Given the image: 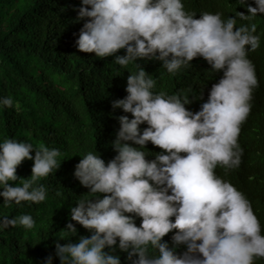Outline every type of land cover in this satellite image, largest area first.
Masks as SVG:
<instances>
[{
  "label": "clouds",
  "instance_id": "9594fccd",
  "mask_svg": "<svg viewBox=\"0 0 264 264\" xmlns=\"http://www.w3.org/2000/svg\"><path fill=\"white\" fill-rule=\"evenodd\" d=\"M254 5L244 4L247 14L237 15L251 20L264 14V0ZM76 10V19L84 21L76 48L97 58L125 49L113 60L121 66L136 62L137 71L127 78V95L112 101L114 110L125 113L112 141L116 155L105 162L89 151L75 165L74 178L91 195L70 207L61 237L68 242L54 244L60 264H121L117 250L129 264H254L264 257V233L250 200L216 172L218 165L241 162L238 138L259 84L248 56L260 47L256 25L237 27L236 16L225 20L221 13L197 17L183 0H81ZM197 56L223 75L195 112L186 107L192 103L188 95L154 91L157 81L138 63L160 61L174 74ZM13 105L12 96L0 97V106ZM148 142L162 150L153 159L146 158ZM60 156L59 148L45 144L37 149L15 138L0 141L3 204L45 201L47 188L36 182L60 167ZM25 159L33 160L26 179L17 175ZM35 223L30 213L0 217V229H32ZM76 224L90 235L72 242ZM169 232L171 243L162 240ZM53 259L49 254L43 264Z\"/></svg>",
  "mask_w": 264,
  "mask_h": 264
},
{
  "label": "trees",
  "instance_id": "16d2710c",
  "mask_svg": "<svg viewBox=\"0 0 264 264\" xmlns=\"http://www.w3.org/2000/svg\"><path fill=\"white\" fill-rule=\"evenodd\" d=\"M80 3L81 0H0V97L10 95L14 99L12 107L0 106V141L15 138L31 142L37 149L45 144L61 150L60 167L36 182L47 188L45 201L4 205V198L0 197V217L30 213L36 222L32 229L19 224L0 229V264H43L49 254L54 257L53 264H60L54 244L68 242L61 237L70 220V207L91 195L74 178L75 165L89 151H96L105 162L116 155L112 141L119 129L117 118L125 113L122 109L114 110L112 101L127 95V78L137 71L136 62L121 66L113 60L114 55L125 54V49L97 58L95 53L76 48L75 40L84 23L76 19ZM183 3L197 17L212 12L221 13L225 20L236 16L237 27L254 23V34L261 38L260 47L248 53L259 84L253 91L252 109L238 138L243 149L241 162L233 168L218 165L216 172L250 200L264 233V14L258 13L251 20L237 15L247 14L244 4L255 6L254 0ZM138 63L157 81L154 91L188 95L192 103L186 107L194 112L208 99L212 84L223 75L222 71L213 72L199 56L190 61L191 66H182L174 74L167 72L160 61ZM127 115L131 118V113ZM146 126L142 124L141 128ZM145 148L149 152L147 159L162 151L151 142ZM32 166L33 160L22 161L17 167L18 177L29 178ZM140 222L141 218H137L138 226ZM76 227L78 232L70 237L72 242L81 235H90L83 226ZM171 235L165 234L162 240L171 243ZM183 250V245L177 248V252ZM117 251L121 264H129L126 253ZM254 264H264V257H258Z\"/></svg>",
  "mask_w": 264,
  "mask_h": 264
}]
</instances>
